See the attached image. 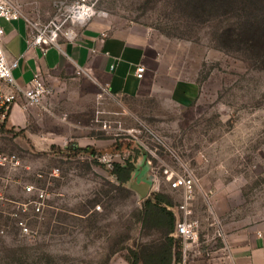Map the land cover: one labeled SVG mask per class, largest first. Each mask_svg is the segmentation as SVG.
I'll return each mask as SVG.
<instances>
[{"label":"rangeland","instance_id":"rangeland-1","mask_svg":"<svg viewBox=\"0 0 264 264\" xmlns=\"http://www.w3.org/2000/svg\"><path fill=\"white\" fill-rule=\"evenodd\" d=\"M36 1L38 20L31 21L45 25L78 0ZM85 1L94 4V17L149 27L170 68L156 66L155 83L118 106L125 113L102 138L114 146L96 155L37 152L24 134L4 127L0 153L20 165L0 166V264H107L128 240L138 247L157 242L156 233L141 228L143 202L129 185L119 186L101 154H119L117 163L131 159L136 182L168 190L177 204L164 168L191 172L201 221L210 211L224 230L264 220V62L218 42L242 14L198 15L186 0ZM178 80L197 85L192 102L173 95Z\"/></svg>","mask_w":264,"mask_h":264},{"label":"crops","instance_id":"crops-1","mask_svg":"<svg viewBox=\"0 0 264 264\" xmlns=\"http://www.w3.org/2000/svg\"><path fill=\"white\" fill-rule=\"evenodd\" d=\"M10 1L22 11L18 21L4 22L7 25L3 26L7 59L19 62L14 77L25 86L41 71L53 95L48 100L50 112L38 107L25 109V99L18 95L5 128L24 134L37 152L65 151L70 144L91 147L97 152L111 149L114 141L110 138L103 143L102 138L116 130L114 124L125 113L119 112L118 106L139 97L150 81L157 80L156 66L163 65L165 72L169 71L170 65L165 64V55L152 30L141 24H112L104 17H94L84 26H67L58 46L44 54L29 45L31 20H38L34 10L41 6L36 0ZM140 65L146 68L142 80L136 77ZM197 90L195 83L178 80L173 95L180 103H189L196 98ZM148 183L149 186L132 178L128 185L144 202L151 193L159 192ZM163 194L173 202L170 209L177 223L180 218L177 203L168 190ZM151 231L157 234L155 243L164 242L166 233ZM225 233L226 245L215 242L210 256L195 254L189 264H264V220L228 227ZM167 235L175 240L170 264H181L183 246L175 230ZM136 248L138 245L128 240L127 249L114 253L107 264H131L130 250Z\"/></svg>","mask_w":264,"mask_h":264},{"label":"built area","instance_id":"built-area-1","mask_svg":"<svg viewBox=\"0 0 264 264\" xmlns=\"http://www.w3.org/2000/svg\"><path fill=\"white\" fill-rule=\"evenodd\" d=\"M95 15L94 4L87 3L85 0H78L67 9L60 7L58 14L49 23L45 25L31 23L29 45L45 54L50 48L58 46L60 36L67 26H84ZM21 17L22 13L18 5L10 0H0V129L6 126L9 113L18 95L25 99V109L38 107L46 112L51 111L48 100L53 95V89L47 84L43 73L37 71L27 85L21 86L14 77V71L18 68L19 62L18 60L10 62L4 50L5 33L2 22H15ZM145 74L146 68L138 66L136 77L142 80ZM118 156L117 153L101 154L99 159L112 168L113 164L117 163ZM19 165L15 155L0 153L1 167L16 169ZM184 170L175 171L171 167H165L163 174L169 189L180 196L176 207L180 218L176 223L175 235L183 246L184 256L181 264H189L190 258L195 254L210 256L213 252V244L221 242L226 245L227 238L225 230L217 226L212 211L207 223L194 216V200L198 183L191 172ZM31 190L30 187L27 189L28 192ZM39 198L40 200L35 203L37 212L41 211L40 201L44 200V195L41 194ZM0 200H3L2 196ZM225 249L228 250V247L226 246Z\"/></svg>","mask_w":264,"mask_h":264},{"label":"trees","instance_id":"trees-1","mask_svg":"<svg viewBox=\"0 0 264 264\" xmlns=\"http://www.w3.org/2000/svg\"><path fill=\"white\" fill-rule=\"evenodd\" d=\"M186 4L193 12L201 14L227 15L240 13L241 21L224 29L218 36V42L223 49L239 52L247 59L264 62V0H186ZM223 10V11H222ZM7 130L0 129V132ZM62 155L78 156L80 154L96 155L98 152L91 147L81 148L77 144H70ZM136 172V165L131 160L124 163H114L112 174L116 177L119 186H126ZM173 202L168 195L156 192L145 199L139 213V222L142 229L159 230L165 234L162 243H153L131 249V264H170L172 247L175 240L167 234L176 227V218L173 211ZM179 261V254H176Z\"/></svg>","mask_w":264,"mask_h":264}]
</instances>
